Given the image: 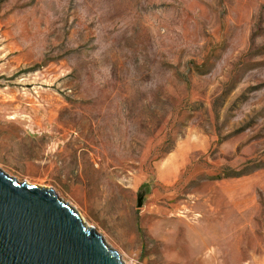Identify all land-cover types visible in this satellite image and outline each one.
<instances>
[{
  "label": "rangeland",
  "instance_id": "rangeland-1",
  "mask_svg": "<svg viewBox=\"0 0 264 264\" xmlns=\"http://www.w3.org/2000/svg\"><path fill=\"white\" fill-rule=\"evenodd\" d=\"M0 169L124 264H264V0H0Z\"/></svg>",
  "mask_w": 264,
  "mask_h": 264
},
{
  "label": "water",
  "instance_id": "water-1",
  "mask_svg": "<svg viewBox=\"0 0 264 264\" xmlns=\"http://www.w3.org/2000/svg\"><path fill=\"white\" fill-rule=\"evenodd\" d=\"M0 264H124L52 188L0 169Z\"/></svg>",
  "mask_w": 264,
  "mask_h": 264
}]
</instances>
